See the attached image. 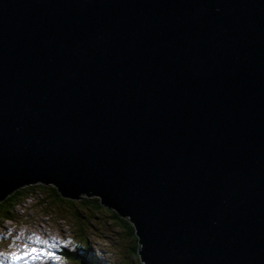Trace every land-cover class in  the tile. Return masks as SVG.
<instances>
[{
  "label": "water",
  "instance_id": "95a60500",
  "mask_svg": "<svg viewBox=\"0 0 264 264\" xmlns=\"http://www.w3.org/2000/svg\"><path fill=\"white\" fill-rule=\"evenodd\" d=\"M32 183L141 264H264V0H0V199Z\"/></svg>",
  "mask_w": 264,
  "mask_h": 264
},
{
  "label": "rangeland",
  "instance_id": "374dc122",
  "mask_svg": "<svg viewBox=\"0 0 264 264\" xmlns=\"http://www.w3.org/2000/svg\"><path fill=\"white\" fill-rule=\"evenodd\" d=\"M42 196L43 193L41 192L29 194L25 202L16 208L19 212H22V215L19 216L21 221L5 220L3 225L0 226V253L15 248L19 250L21 244L24 243L20 239L26 238L30 234H37L44 241H47V244H45V250L43 251L38 247L40 250H38L32 264H58V261L62 263L63 259L58 255L57 245L63 243L67 247H72V242L81 241L77 235V228L79 222H83L84 226L87 225L86 215L81 216V213H78L77 218L74 219L69 211H65L68 216L65 219L59 218L61 215L58 208L44 211V208L39 205ZM61 204H59V208L62 206ZM23 220L25 222H22ZM91 229L90 232L84 233L82 238H85L87 243L90 244L88 251H97V255L94 254V257L98 258V264H126L123 258L125 250L119 249L121 244L115 241L114 226L112 224L104 225L103 222L97 221L95 228ZM48 253L52 255H48ZM16 264H25V261L20 259ZM65 264L70 263L65 262ZM91 264H94V261Z\"/></svg>",
  "mask_w": 264,
  "mask_h": 264
},
{
  "label": "trees",
  "instance_id": "16d2710c",
  "mask_svg": "<svg viewBox=\"0 0 264 264\" xmlns=\"http://www.w3.org/2000/svg\"><path fill=\"white\" fill-rule=\"evenodd\" d=\"M32 192L43 193L39 205L44 208V211L58 208V212L61 215L59 218L65 219L68 216L65 211H69V214L74 219L77 218L76 215L78 213H81V216L83 214L86 215L87 225L84 226L83 222H79L77 228V235L81 241L72 243V247L59 245L58 255L62 257L63 261L62 263L58 261V264H65V262L70 264H91L93 261L94 264H98V258L94 257V254L97 255V251H88L90 244L87 243L85 238H82L84 233L90 232L93 227L95 228L97 221L103 222L104 225L112 224L114 226L115 241L120 242L119 249L125 250L123 258L126 264H141L136 254L137 243L133 227L126 218L119 216L111 209L103 207L99 204L97 198L93 196H82L77 199L61 197L57 190L49 184L32 183L24 185L0 200V226L3 225L5 220L21 221L19 216L22 215V212H19L16 208L22 205ZM59 204L62 205L60 208ZM22 222L25 221L23 220Z\"/></svg>",
  "mask_w": 264,
  "mask_h": 264
},
{
  "label": "snow or ice",
  "instance_id": "6c2138e0",
  "mask_svg": "<svg viewBox=\"0 0 264 264\" xmlns=\"http://www.w3.org/2000/svg\"><path fill=\"white\" fill-rule=\"evenodd\" d=\"M36 240H37V242L47 244V241H40L39 237H37ZM30 253L33 254V258H35L36 254L38 253V250L36 248H34V247L29 250V246L27 244H25L24 245V252L22 254L19 253V252H13V253H11V257L10 258H11L13 264H16L17 261H19L20 259L25 258ZM48 255H52V254L48 253Z\"/></svg>",
  "mask_w": 264,
  "mask_h": 264
},
{
  "label": "bare ground",
  "instance_id": "6f19581e",
  "mask_svg": "<svg viewBox=\"0 0 264 264\" xmlns=\"http://www.w3.org/2000/svg\"><path fill=\"white\" fill-rule=\"evenodd\" d=\"M10 193L6 194L3 198H5L7 195H9ZM3 198H1L0 200H2Z\"/></svg>",
  "mask_w": 264,
  "mask_h": 264
}]
</instances>
